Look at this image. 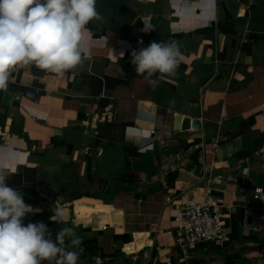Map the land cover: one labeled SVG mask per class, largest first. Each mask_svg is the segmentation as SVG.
Returning a JSON list of instances; mask_svg holds the SVG:
<instances>
[{
	"label": "crops",
	"instance_id": "crops-1",
	"mask_svg": "<svg viewBox=\"0 0 264 264\" xmlns=\"http://www.w3.org/2000/svg\"><path fill=\"white\" fill-rule=\"evenodd\" d=\"M96 8L102 20L86 26L81 66L60 75L27 66L0 91V147L11 149L4 170H34L49 187L51 197L42 190L33 199L49 205L53 234L63 226L53 210L64 213L82 241L78 264L179 261L166 200L197 190L244 210L228 248L233 264H264V194L253 198L264 189V0H97ZM171 35L185 60L152 86L131 51ZM176 116L201 129L174 132ZM243 124L247 132L232 137ZM215 140L221 154L205 158L201 145ZM223 251L210 264H226Z\"/></svg>",
	"mask_w": 264,
	"mask_h": 264
},
{
	"label": "clouds",
	"instance_id": "clouds-1",
	"mask_svg": "<svg viewBox=\"0 0 264 264\" xmlns=\"http://www.w3.org/2000/svg\"><path fill=\"white\" fill-rule=\"evenodd\" d=\"M96 3L0 0V91L8 89L13 73L27 66L57 75L81 66L88 55L83 47L86 26L102 20ZM142 31L152 29L145 24ZM184 60L180 43L169 39L132 50L130 62L137 75L156 86L160 77L175 75ZM10 158L11 149L0 147V264H78L82 241L59 208L50 217L63 225L55 234L42 221L24 223L33 207L7 183L4 162Z\"/></svg>",
	"mask_w": 264,
	"mask_h": 264
},
{
	"label": "built area",
	"instance_id": "built-area-1",
	"mask_svg": "<svg viewBox=\"0 0 264 264\" xmlns=\"http://www.w3.org/2000/svg\"><path fill=\"white\" fill-rule=\"evenodd\" d=\"M155 134L153 130L151 135ZM203 156L217 158L222 152L220 140L201 145ZM204 169L205 162L203 164ZM211 170V169H210ZM242 175L248 176L249 169H242ZM241 194L248 193L247 188L240 190ZM199 190L180 193L168 197L166 204L173 210L174 248L181 259H186L204 246L219 245L230 240L231 209L223 206L220 197L212 192L198 196ZM264 194L262 187H256L253 192L255 200Z\"/></svg>",
	"mask_w": 264,
	"mask_h": 264
},
{
	"label": "trees",
	"instance_id": "trees-1",
	"mask_svg": "<svg viewBox=\"0 0 264 264\" xmlns=\"http://www.w3.org/2000/svg\"><path fill=\"white\" fill-rule=\"evenodd\" d=\"M140 25L144 28V24L140 22ZM179 35H171L169 38H167L165 41L169 39H176L178 38ZM22 91L25 93V95L30 96L31 93H33L35 90L34 89H27V88H22ZM41 93H38L34 97L37 98L40 96ZM252 124V121H249ZM247 132V127L244 126L241 128L240 131L231 133L232 137H237L242 134H245ZM126 152H127V157L128 158H138L139 155H134L131 148L126 147ZM251 153H246V155H249ZM5 173L8 176L7 183L17 189L24 197L25 203L29 204L33 207V212L30 213L26 216L24 223L27 224L28 222H44L46 225L49 224L48 220V208L49 205L46 203L45 199H41L39 201H35L33 199V196L37 195L40 191L46 190V194L48 197H51L52 192L49 189L48 186H46L43 183H37V177H36V172L34 170H26L24 174H18V173H11L10 171L4 170ZM92 176V173L90 174ZM39 210L36 211V210ZM244 222V210L240 207L237 208L235 212L231 213V218L229 221V225L231 227V234H230V240L235 241L238 239V228L239 224ZM126 244L130 243L129 239L125 241ZM214 251H222V247L219 245H212V246H204L200 250L196 251L197 253H205L209 254ZM87 253H85L86 255ZM224 258L226 260V264H233V261L235 260L236 257L231 255L229 253V249H226L223 251ZM177 260H173V263H176ZM46 264V262H45ZM156 264H167L166 262H161L159 260Z\"/></svg>",
	"mask_w": 264,
	"mask_h": 264
},
{
	"label": "water",
	"instance_id": "water-1",
	"mask_svg": "<svg viewBox=\"0 0 264 264\" xmlns=\"http://www.w3.org/2000/svg\"><path fill=\"white\" fill-rule=\"evenodd\" d=\"M255 1L259 2V0H255ZM80 116L83 117L84 115L81 114ZM191 129L200 130L201 129L200 121L196 120V119L192 120L190 118H182L180 116H176L174 118V121H173L174 132H176V133L179 131L186 132V131H189ZM141 197L142 196H140V195L136 196L137 199H140ZM142 198H143V200L146 199L145 196H143ZM231 245H232V241L228 240V241L224 242L221 247L223 250H226V249L230 248ZM222 257H223L222 253L220 251L212 252L209 254L201 253V254H197V255H192L186 259H181L174 264H210L213 261H215L216 259H221Z\"/></svg>",
	"mask_w": 264,
	"mask_h": 264
}]
</instances>
